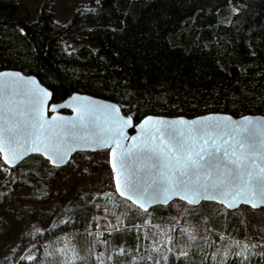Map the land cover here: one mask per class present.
<instances>
[{
    "label": "trees",
    "instance_id": "trees-1",
    "mask_svg": "<svg viewBox=\"0 0 264 264\" xmlns=\"http://www.w3.org/2000/svg\"><path fill=\"white\" fill-rule=\"evenodd\" d=\"M238 1L236 10L232 0H91L62 25L44 8L27 23L19 0H0V70L36 76L55 102L74 93L116 102L136 123L150 115L264 116V0ZM0 164L10 169L1 156ZM23 167L53 169L38 155L12 170ZM100 181L101 192L120 200L111 170ZM175 202L148 213L135 207L104 233L112 242L106 264H264V219L217 215L216 204L202 203L176 224ZM95 203L94 216L108 208L122 215L102 195ZM64 226L91 247L95 219L90 225L76 212ZM24 264L59 263L38 254Z\"/></svg>",
    "mask_w": 264,
    "mask_h": 264
},
{
    "label": "snow or ice",
    "instance_id": "snow-or-ice-1",
    "mask_svg": "<svg viewBox=\"0 0 264 264\" xmlns=\"http://www.w3.org/2000/svg\"><path fill=\"white\" fill-rule=\"evenodd\" d=\"M18 82L31 85L29 115L32 127L39 131L30 134L26 124L19 121L5 124L0 118V154L5 163L14 164L30 153H40L59 167L76 150L72 146L75 141L100 143L111 150L116 191L143 213H148L153 204L166 205L175 198L189 205L199 204L201 200L217 201L229 208L238 202L253 208L264 204V162H259L264 161V123L261 121L246 117L233 124L230 117L193 121L149 117L140 125L143 135L138 140L125 135V129L132 126L131 116L121 117L120 109L114 105L86 106L81 97H73L67 105L51 106L55 112L57 107L75 105V120L53 117L49 122L44 115L51 93L38 87L35 80L25 81L19 73H0V90ZM100 107L110 117L104 121V133L77 136L75 130L94 122ZM126 139H131V146L122 144ZM138 155L156 159L164 156L168 161L164 165L166 171L142 180L139 173H147L148 167H132L138 162ZM153 167H160L155 159ZM124 251L121 248L119 254ZM235 255L247 259L243 252Z\"/></svg>",
    "mask_w": 264,
    "mask_h": 264
},
{
    "label": "rangeland",
    "instance_id": "rangeland-1",
    "mask_svg": "<svg viewBox=\"0 0 264 264\" xmlns=\"http://www.w3.org/2000/svg\"><path fill=\"white\" fill-rule=\"evenodd\" d=\"M90 2L19 0V15L31 23L44 8L52 12L57 23L66 25L77 8ZM231 3L236 10L242 6L238 0ZM108 170H111L108 151L78 153L64 168L45 172L24 167L13 172L0 164V264H24L25 259L30 261V257L38 254L59 264H106L112 242L104 233L118 226L124 216L136 213L130 202L121 201L123 199L117 195L118 200L110 191L101 192L100 177ZM98 195L107 198L113 206L124 207L122 215L108 208L104 214L94 216ZM216 205H211L210 209L217 215L225 214L227 210ZM192 208L184 202H175L172 209L176 224L181 223ZM245 208L238 210L245 218L264 219V211L252 213ZM76 212H81L83 220H89L90 225L93 219L97 221L96 228H90L87 233L92 244L89 248L82 245L85 235L73 240L65 229L67 222L74 221Z\"/></svg>",
    "mask_w": 264,
    "mask_h": 264
},
{
    "label": "water",
    "instance_id": "water-1",
    "mask_svg": "<svg viewBox=\"0 0 264 264\" xmlns=\"http://www.w3.org/2000/svg\"><path fill=\"white\" fill-rule=\"evenodd\" d=\"M0 73H19L20 76L23 77L25 81L35 80L38 87L43 88V89L47 90L48 92H50L51 97L47 101V105L45 108V115H44V119L48 120L49 122L52 121L53 117H63L65 120H75L77 117V111L74 110V107H76L75 105H74V107H67V106L57 107L55 112L51 111V106H53V105H56V106L67 105L72 100L73 97H81V98H83L82 103H84L86 106L87 105H92V106L114 105L120 109L119 115L121 117H124L126 119L127 117L131 116L132 126L127 127L125 129V135L128 137L135 136V137H137L138 140L143 135V133L141 132L140 125L143 124V122L145 120H147L149 117L153 118L154 120L159 119V120H166V121H173V120L193 121V120H202V119L207 118V117H230L231 122L233 124H236V123L244 120V118L247 117V118H250V119H253L256 121H261L262 123H264V116L263 115H246L243 117H234L230 114H225V113H211V114H207V115L197 116L194 118H188L185 116L169 117V116H162V115H150V116H147L144 119H142L140 122L136 123L133 116L131 114L126 115L123 112L121 106L116 102L106 100V99H102V98H97V97L87 95V94H81V93H74L62 102H55L54 98H53V92L48 87L43 85L41 83V81L36 76L27 75V74H25L21 71H18V70H0ZM30 88H31V85H28L27 83H24V82H18L16 84H14L11 88H9L8 85H5L3 87V90H0V118H2V122L5 124H11L13 121H19L22 125L26 124L28 131L31 134V132H33V131L38 132L39 130L34 129L32 127V118L29 115V113L31 112V102L29 100V95H28ZM105 119H110V117H108L106 115V112L102 107L97 108V114L95 116L94 122H91V123L86 124L85 126H83L81 128L76 129L75 130L76 135L77 136L102 135L104 133V121H105ZM178 127H180V126H178ZM122 144L131 146L132 141H131V139H126V140L122 141ZM72 146L76 150L72 151L69 154V156L66 157V162L62 163L59 167L55 166L51 161H49L46 158V155H42L40 153H30V154L26 155L22 160H20L19 162H15L14 164L5 163L3 158H2V154H0V156H1V160L4 163V165H6L10 169H15L22 162H24L26 159H28L31 156H35V155L41 156L43 159L47 160L53 168L60 169V168H64L65 166H67L69 164V162L72 160V158L78 153H83V152L98 153V152H102V151H108L109 152L110 169L112 171L114 186H115V190H116V177H115V173L113 172V169L111 167V150L109 148H107L105 145L100 144V143L92 144V143H85V142L79 141V140L75 141ZM93 149H95V150H93ZM117 151L119 153V150H117ZM154 159L156 160V163H158L160 165L159 168L153 167ZM137 161L138 162L133 164L132 167L137 168V169L143 168L145 165H147V167H148L147 173H145V172L139 173V176L141 177L142 180H146L151 176H159L160 172L166 171V169L164 168V165L166 163H168L166 158L162 155L158 159H156L154 157L149 158L147 156L138 155ZM259 162H264V161H259ZM116 193L120 198H122L117 191H116ZM175 201H181V202H184L187 204L186 201L180 200L179 198H175V199L171 200L166 205L165 204H159V203L153 204L149 207V211L155 207H167ZM128 202H130V201H128ZM202 203H214V204L220 205V206L224 207L226 210L232 211V212L239 210L241 207H244V206L249 207L253 210L264 209V204L259 205L256 208H253V207H251L250 204L238 202L237 206L229 208V207H226L225 205H223L217 201H208V200H201L199 204H195V205H189L188 204V205L196 208V207L200 206Z\"/></svg>",
    "mask_w": 264,
    "mask_h": 264
}]
</instances>
